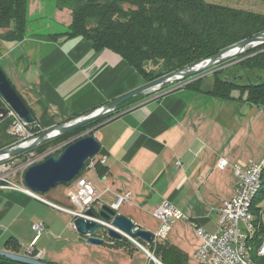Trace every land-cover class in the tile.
I'll return each mask as SVG.
<instances>
[{
	"label": "crops",
	"instance_id": "0c3cea01",
	"mask_svg": "<svg viewBox=\"0 0 264 264\" xmlns=\"http://www.w3.org/2000/svg\"><path fill=\"white\" fill-rule=\"evenodd\" d=\"M227 2L264 5V0ZM59 12L55 0H29L23 39L12 37L14 24L0 26V67L34 115L33 128L42 131L145 84L117 53L96 50L84 37L61 35L68 21ZM213 83L204 80L200 90L178 84L134 97L92 131L101 144L95 156L107 161L101 164L104 176L92 170L99 203L107 204L106 198L112 205L117 194L130 192L118 213L152 231L154 247L168 244L182 250L187 264H198L194 253L201 239L194 224L215 231L222 200L235 196V165L246 168L264 160V99L217 97L210 92ZM223 158L229 162L221 168ZM43 197L72 206L68 188L61 185ZM167 200L187 218L164 224L154 212ZM262 214L264 218L263 209ZM72 217L22 190L0 188V251L27 255L33 246L42 260L54 264H164L151 242L137 240L156 260L129 238L116 246L103 233L104 244H90L75 230ZM38 222L45 225L41 233L33 228ZM9 238L17 241V251L8 248Z\"/></svg>",
	"mask_w": 264,
	"mask_h": 264
},
{
	"label": "trees",
	"instance_id": "16d2710c",
	"mask_svg": "<svg viewBox=\"0 0 264 264\" xmlns=\"http://www.w3.org/2000/svg\"><path fill=\"white\" fill-rule=\"evenodd\" d=\"M55 1L59 15L62 18L65 15L68 21V28L61 35L67 38L84 37L93 43L96 50L107 48L117 53L146 82H153L264 32V11L245 10L208 0ZM28 5L29 0H0V26L10 27L14 24V39L21 40L26 36ZM233 60H239L235 68L216 72L210 92L221 98H239L259 103L264 99V44ZM149 64L159 69H150ZM239 72L245 73L251 81L239 83L236 79L243 76L238 75ZM257 72L256 76L251 74ZM202 81V78L196 79L189 82L187 87L200 90ZM125 104L126 102L121 107ZM112 115L113 113L96 118L28 151L44 152L51 146L78 136ZM11 122L10 118L0 122V150L17 144L18 138L8 133ZM39 129V126L34 127V130ZM70 142L53 154L59 155ZM96 170L100 176L106 174V169L101 164L97 165ZM261 180L262 188L252 205L258 230L251 246L252 256L257 264H264V257H258L254 250L264 232L263 214L259 207L264 197V170ZM108 239L114 241L116 246L130 241L127 237L122 240ZM153 241L154 239L150 244L151 249L164 264H187L188 256L182 250L168 244L157 243L154 247ZM6 244L16 251L19 247L14 238H9ZM18 263L0 256V264ZM151 263L154 264L153 261Z\"/></svg>",
	"mask_w": 264,
	"mask_h": 264
},
{
	"label": "water",
	"instance_id": "95a60500",
	"mask_svg": "<svg viewBox=\"0 0 264 264\" xmlns=\"http://www.w3.org/2000/svg\"><path fill=\"white\" fill-rule=\"evenodd\" d=\"M262 44H264V32L235 43L229 48L181 70L165 75L153 82L146 83L79 117L43 130L40 134L30 138L23 144L18 143L2 149L0 150V162L4 159L13 158L22 154L56 136L63 135L85 125L96 118L98 119L99 117L114 113L121 108L122 104L136 96L164 92V89L172 83L179 82L182 79L190 80L214 71L226 61L239 57ZM0 98L4 101L3 104H0V122L8 117L9 109L13 110L19 119L27 124L36 121L34 115L1 67ZM93 129L94 127L89 128L85 135L72 140L60 155L52 154L45 160L30 165L24 174L26 186L44 195L56 186L69 184L73 179H76L84 170L86 162L100 151L101 144L92 133ZM86 213L93 218L100 217L104 221V223L99 222L89 217H78L74 220L75 230H77L83 240L90 242V244L102 245L105 243L104 236L97 233L99 230H103L108 238L115 240H122L124 237H127L132 240H142L145 243H150L154 239L155 234L152 231L144 229L129 219V217L118 213L111 205L101 203L98 211L89 209ZM149 255L153 260H156L151 253ZM0 256L7 257L22 264H54L29 255L7 251H0Z\"/></svg>",
	"mask_w": 264,
	"mask_h": 264
},
{
	"label": "built area",
	"instance_id": "2783aa9c",
	"mask_svg": "<svg viewBox=\"0 0 264 264\" xmlns=\"http://www.w3.org/2000/svg\"><path fill=\"white\" fill-rule=\"evenodd\" d=\"M186 84L187 83H181L180 87L185 86ZM8 117H11L12 119L8 133L18 138L17 144H23L41 132L34 130L32 124H27L20 120L17 114L11 109L8 110ZM106 162L105 158L93 156L87 161L83 174H81V172L76 179H73L71 183L67 184L68 197L72 204L71 208L49 202L42 194L33 191L26 186L24 174L30 166V162L19 165V167L14 171H0V188H14L22 190L38 200L45 201L47 204L50 203L61 210L67 211L74 216L73 224L74 220L78 217H89L90 219L104 223L100 217L93 218L88 216L86 213L89 209H95L98 211L101 205L99 203L101 194L98 192L93 180L87 176V172L95 169L98 164H105ZM228 162V158H223L220 161L219 167L224 168L228 165ZM234 170L235 196L231 200H222V203L218 208L219 219L217 229L215 231H211L203 225L198 223H196V225L194 224V230L201 239V244L197 249V252L194 253V258L197 260L198 264L258 263L252 256L253 247L251 246V241L256 236V232L258 230L256 216L252 212V205L255 197L262 188L261 176L264 170V160L259 163H252L246 168L236 164ZM19 172L20 176L18 175V177L20 179L16 182L13 181L12 176L17 175ZM129 197L130 192L128 191L127 193L117 194L116 200L111 206L118 211L121 203L126 200L128 201ZM154 213L164 224L172 223L178 219L187 218L181 210L168 200L163 202ZM107 225L111 226L110 224ZM33 228L38 233H41L45 230V225L42 222H38L33 225ZM116 229L125 234L120 229ZM260 238V242L254 250L258 257H264V232L261 234ZM133 241L140 248H143L144 250L147 249L146 246L139 241ZM112 243H114V241H112ZM147 252L149 254L151 253L148 249ZM151 254L153 255L154 253ZM27 255L38 259H41L42 257L41 252H36L33 246L28 249Z\"/></svg>",
	"mask_w": 264,
	"mask_h": 264
},
{
	"label": "rangeland",
	"instance_id": "374dc122",
	"mask_svg": "<svg viewBox=\"0 0 264 264\" xmlns=\"http://www.w3.org/2000/svg\"><path fill=\"white\" fill-rule=\"evenodd\" d=\"M208 1H213V0H208ZM224 1V2H223ZM221 2L223 3V4H225L226 2H227V0H221ZM227 3H229L228 5H230V6H235V7H239L240 9H245V10H255V11H264V5H262V4H257V5H254L253 6V4H249V3H244V4H242L241 3V5H239V6H236L235 4H233V3H231L230 4V2H227ZM227 5V4H226ZM237 58V57H236ZM235 59V58H234ZM237 61H239V60H233V59H231V60H229V61H226L225 63H223V64H221L219 67H218V69H216V70H214V71H210V72H208V73H206V74H204V75H201V76H198V77H195V78H193V79H188V81H186V80H184V79H182L181 81H179V82H175V83H172V84H170L169 85V89L168 90H170V88H172L173 86H176V85H178L179 83H189V82H192V81H194V80H196V79H199V78H202V80L204 81L205 80V82H214V76H215V74H216V72L217 71H219V70H225V71H227V70H229L230 68H235V65L238 63ZM148 68H150V69H153V68H158V67H156L155 65H153V64H149V67ZM159 69V68H158ZM240 74H243L242 72H239L238 73V75H240ZM252 75H257L258 74V72L257 73H251ZM253 77V76H252ZM239 83H245V82H248V81H251V79H250V77L248 78V76L244 73L243 74V76H242V78H240V79H236ZM203 81H202V84H203ZM144 82H145V84L146 83H149V82H146L145 80H144ZM186 84V85H187ZM202 84H201V86H202ZM185 85V86H186ZM164 91H166V89H164ZM154 93H156V92H154ZM152 94V93H151ZM141 95H139V96H136L135 98H137V97H140ZM134 98V99H135ZM131 101V100H130ZM129 101V102H130ZM127 103V102H126ZM92 128V127H91ZM88 130V129H87ZM87 130H85L84 132H82L81 134H79L78 136H76V137H74V138H72V139H70V140H68V141H64V142H61L60 144H58V145H56V146H51L50 148H48L47 150H45L44 152H40V153H38V152H36V151H32V152H29V151H26V152H24V153H22V154H19V155H17V156H15V158H13V159H11V158H9V159H5V160H3V161H1L0 162V171H2V172H9V171H14V170H16L18 167H19V165H22V164H26L27 162H30L31 164L30 165H32V164H34V163H37V162H40V161H43V160H45L47 157H48V155H51V154H53V153H55L56 151H59V149L60 148H62L63 146H65L68 142H70V141H72V140H74V139H76V138H78V137H80V136H83V135H85L86 134V131ZM38 131H41V129H39ZM60 155V154H59ZM90 171V170H89ZM18 175L20 176V172L19 173H17V175H15V176H12V180L13 181H17L18 179H20L19 177H18ZM87 176H89L92 180H93V182L95 181V176L96 175H94V171H90V172H87ZM95 183V182H94ZM58 186H60V185H58ZM61 186H64L65 188L67 187V184L66 185H61ZM47 194H48V192H47ZM44 195H46V194H44ZM108 205H111L110 204V202H108V201H106L107 199L106 198H104L103 199ZM259 207H261V209H263L264 210V197H263V199L261 200V202L259 203ZM95 210V209H94ZM74 217V216H73ZM73 217H72V219H73ZM98 234H100V235H102L103 233H104V236H105V238L106 239H108V237H107V234L105 233V232H103V230H99L98 232H97ZM141 249V248H140ZM142 250V249H141ZM257 254V253H256Z\"/></svg>",
	"mask_w": 264,
	"mask_h": 264
},
{
	"label": "flooded vegetation",
	"instance_id": "af4514ba",
	"mask_svg": "<svg viewBox=\"0 0 264 264\" xmlns=\"http://www.w3.org/2000/svg\"><path fill=\"white\" fill-rule=\"evenodd\" d=\"M187 80H188V79H187ZM187 80H186V81H187ZM179 84H181V83H179ZM165 89L168 90V89H169V86H167Z\"/></svg>",
	"mask_w": 264,
	"mask_h": 264
}]
</instances>
